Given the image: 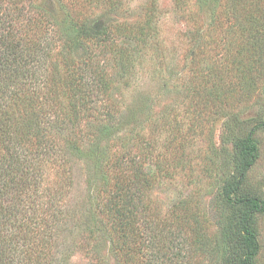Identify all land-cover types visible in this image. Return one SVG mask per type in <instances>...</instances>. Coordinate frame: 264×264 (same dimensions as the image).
<instances>
[{
    "label": "trees",
    "instance_id": "obj_1",
    "mask_svg": "<svg viewBox=\"0 0 264 264\" xmlns=\"http://www.w3.org/2000/svg\"><path fill=\"white\" fill-rule=\"evenodd\" d=\"M175 1L178 6H195L188 0ZM202 1L206 0L199 3ZM33 2L0 0V264H53V251L56 247L58 252L60 245L53 240L63 235L69 226L77 228L74 237L81 239L80 248L86 249V242L95 240V249L90 251L98 256L101 245L97 242L102 241L104 233L101 225L108 227L110 219L111 230L119 234L118 239L112 237L114 247L120 246L118 253L136 256L135 236L142 235L141 244L152 241L150 231L147 232L152 229L147 217V200L156 173L163 170L161 166L154 170L146 167V158L154 151L151 145L143 158L131 157L128 153L122 155L123 152L118 151L111 153L117 111L113 105H100L98 97L108 93L115 83L110 75L116 78V73L108 72L102 58L113 60L112 73L134 70L137 62L143 63L144 57L157 63L163 60L164 64H169L172 58L165 46L166 52L162 51L157 57L162 43H151L154 16L150 13L147 26L135 25L128 33L124 32L126 26L94 33L81 27L79 33L83 32L90 46L93 43L92 48L97 49H92L90 57L79 63L71 57L74 41L70 30L60 28L51 15L36 8ZM260 2L222 0L223 8L214 13L213 21L197 24L187 50L192 63L188 73L195 84L192 83V93L198 99L194 100L197 119L207 115L210 108V114L223 109L222 95L244 97L264 79V8ZM111 4L116 8L122 6V2L112 1ZM150 4L152 9L156 5ZM196 8L201 10L202 5ZM133 43L137 46L135 52L131 49ZM153 46H156L154 52L146 55L144 50H152ZM63 53L67 57L63 60L65 70L61 71L55 69V62ZM230 67L237 69L236 77L231 75ZM171 71L168 67L170 76ZM164 86L169 87L167 83ZM168 114L164 111L155 121L166 124ZM100 117L107 120L97 129L95 148L81 151L84 138L89 135L84 130L90 126L89 119L98 121ZM252 124L241 142L239 133ZM161 127L157 124L151 129L149 138ZM225 127L224 140L239 144L231 154L236 161L237 176L227 183L223 192L232 210L231 220L223 235L213 239L193 216L199 228L192 251L183 256L185 264H193L199 252L213 258L220 256V264H258L261 255L256 217L263 212L264 204L256 192L245 190L248 174L260 157L254 136L264 130V118L244 119L231 112ZM170 133L186 140L177 130ZM143 138L147 139L145 135ZM105 142L109 147H99ZM70 156L78 157L77 160L90 158L96 162L94 166L101 165V169H105L106 175H115L110 177L112 186L109 187L114 192H109L97 210H92L84 219L81 210L68 206L58 193L65 192L68 167L74 164ZM54 189L57 193H47ZM139 221L141 225L137 228ZM101 261L103 263L104 258Z\"/></svg>",
    "mask_w": 264,
    "mask_h": 264
},
{
    "label": "rangeland",
    "instance_id": "obj_2",
    "mask_svg": "<svg viewBox=\"0 0 264 264\" xmlns=\"http://www.w3.org/2000/svg\"><path fill=\"white\" fill-rule=\"evenodd\" d=\"M112 1L122 2L121 8L114 7ZM151 2L156 3L153 9ZM187 2L195 6H189L190 8L178 6L175 0H34L36 8L51 15L60 28L70 30L74 41L70 49L71 57L79 63L90 57L92 49H97L92 48L93 43L90 46L88 39L82 35L83 32L79 33L81 27L85 26L81 30L94 33L96 30L113 31L126 26L124 32L128 33L135 25L147 26L146 23L151 18L150 13L154 16L151 23L153 26L151 43L152 45L162 43L157 57L159 53L165 51L163 48L165 46L169 51L167 54L172 58V60L169 58L171 60L169 64H164L163 60H160L158 65L157 62L144 57L143 63L137 62L134 70L126 69L121 73L119 71L112 73L113 60L102 58L106 62L105 68L108 72L116 73V78L110 75V79L113 78L115 83L111 84L108 93L98 97L100 105H113V109L117 111V122L113 124L115 133L111 140L114 145L110 148L111 153L118 151L123 152L122 155L128 153L131 157L138 155L143 158L146 157L145 153L150 151L151 145L154 146V151L146 158L148 162L146 167L154 170L161 166L163 170L156 173V180L147 200L149 204L147 217L152 224V229H147V232L150 231L152 241L146 245L141 244L142 235L135 236L138 248L136 256L118 253L120 246L114 247L112 237L114 240L118 239L119 234L111 230L113 227L110 219L108 227L101 225L104 233L101 235L102 243L97 242L101 245L97 256L90 251L95 249V240L86 242V249L80 248L81 239L74 237L77 228L69 226L63 235L53 240L60 243L57 246L58 252L56 247V252L53 251V264H105L104 262L185 264L183 256L192 251L195 245L194 236L197 235L199 228L193 216L197 217V222L213 239L215 236L219 239L221 234L223 235V230L231 220L232 210L225 202L223 192L227 183L237 176L236 161L231 154L238 149L239 144L224 140L225 126L231 112L240 114L244 119H254L257 116L264 118V79L244 97L235 94L222 95L220 98L221 104L225 106L223 109L214 110L217 113L210 114L212 112L210 108L207 115L197 119L195 113L198 109L194 106V100L198 99H195L192 93L191 86L195 84L188 73L192 64L187 53L190 47L188 45L198 28L197 24L203 25L213 21L214 13H219L223 5L220 3L222 0ZM75 3L79 5L75 6ZM200 4L201 10L196 8ZM260 5L264 8V0H261ZM194 17L195 20H191ZM122 39L118 41L121 42ZM136 47L133 43L131 46L133 52L136 51ZM154 48L156 46H153L152 50H144V53L150 55ZM65 51L69 52V48ZM65 57L67 55L63 53L58 60L56 59L55 69L65 70L63 61ZM116 63L114 61V65ZM168 67L172 70L171 76L167 72ZM231 69V75L236 77L237 69L235 67ZM165 83L169 87L164 86ZM164 111L169 113L168 122L165 124L164 121H155ZM106 120L104 117H100L98 121L89 119L91 128L85 127L87 125L84 124V130L89 135L84 138L86 141L83 145L81 143L83 147L81 151L88 152L92 147L95 148L94 140L98 141L95 136L98 133L97 129L104 126ZM157 124L162 126L161 129L149 138L151 129ZM253 126L252 124L245 127L239 133L241 142L245 140ZM174 130L184 135L186 140L173 136L170 132L173 133ZM144 135L147 139L143 138ZM254 137L260 148V157L248 174L245 192H256L264 204V130H259ZM108 144L100 143L99 147ZM70 158L74 164L68 167L65 192L58 193L66 200L68 206L81 210L84 219L92 210H97L109 192H114L109 187L112 186L110 177L115 175L114 173H111L114 176L106 175L105 169H101V165L94 166L96 162H92L90 158L83 157L81 160L73 156ZM55 191L56 189L47 193L52 195L57 193ZM256 224L262 248L258 264H264V210L257 215ZM140 225L141 221L136 227L139 228ZM97 226L99 227V224ZM19 248L23 247L19 245ZM197 257L193 264L222 262L220 256L213 258L209 254L202 255L199 252ZM102 258L105 260L103 263L100 262ZM54 260L57 262L54 263Z\"/></svg>",
    "mask_w": 264,
    "mask_h": 264
}]
</instances>
